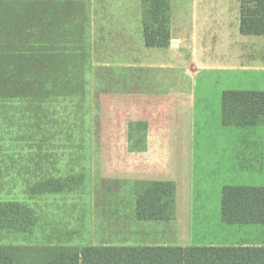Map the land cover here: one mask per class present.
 <instances>
[{
  "label": "rangeland",
  "instance_id": "rangeland-1",
  "mask_svg": "<svg viewBox=\"0 0 264 264\" xmlns=\"http://www.w3.org/2000/svg\"><path fill=\"white\" fill-rule=\"evenodd\" d=\"M241 1L172 0L176 28L182 19L195 18L201 31L197 35L193 31L194 38L187 34L173 42V49L181 43L179 50L165 59L142 49L137 32L142 0H62L64 14L70 5L85 9V27H76L82 38L68 23L63 27L62 48L66 56H78L65 61L72 60L68 69L78 67L82 79L69 81L72 74L65 71L63 92L48 100L41 117L29 118L20 101L0 106V203L15 202L20 208L10 217L13 225L0 227V245L73 242L87 219L90 194L99 209L109 200L102 201L106 194L133 196L131 187L133 191L144 187L130 185L125 167L132 153L140 162V147L146 143L141 129L142 113L146 116L148 109L141 96L149 81L178 82L182 88L173 82L155 84L149 93L157 95L154 101L162 93L178 95L181 116L188 112L183 99L191 89L196 97L194 116L207 107L210 115L205 124L213 128L215 103L204 82L216 75L210 69L219 67L221 40L237 28ZM163 61L173 66L170 71H158ZM150 107L158 105L154 102ZM164 117L169 118L166 110ZM195 121L203 125L197 116ZM186 123L181 121V127ZM159 144L167 145L163 140ZM190 144L185 141L181 146ZM46 178L61 179L69 187L59 193H31L33 184ZM209 191L216 193L214 188ZM95 219L100 224L108 220L100 215Z\"/></svg>",
  "mask_w": 264,
  "mask_h": 264
},
{
  "label": "crops",
  "instance_id": "crops-1",
  "mask_svg": "<svg viewBox=\"0 0 264 264\" xmlns=\"http://www.w3.org/2000/svg\"><path fill=\"white\" fill-rule=\"evenodd\" d=\"M173 7L170 0L168 48H146L141 25L137 32L143 51L164 55L167 59L170 54L175 55L181 45L173 49V42L183 40L187 34L192 38L193 31L196 35L201 31L195 18L182 19L177 29L172 20ZM237 22V28L227 32L221 40L219 67L210 69L217 77H208L204 82L215 103L213 128L210 130L205 124L210 115L207 107L194 116L196 97L191 89L183 99V107L188 112L181 116L178 95L162 93L161 98L154 101L152 97L157 95L149 93L155 84L173 82L182 88L178 82L149 81L141 96V103L148 109L146 116L142 113L141 129L142 138H147L146 143L140 147V162L132 153L125 167L130 185L144 187L136 191L131 187V193L135 192L133 196L106 194L102 201L109 200L100 204L99 209H95L93 196L89 193L87 219L79 238L73 242L40 246L35 243L0 245L13 250V264H47L49 255L57 249L79 252L87 247L264 248V225L226 224L221 219L223 187H264V125L223 127L220 121L223 92H264V36L242 35L239 15ZM164 61L158 65L159 72L170 71L168 68L172 65ZM203 100L207 101L208 97ZM153 101L158 105L156 109L150 107ZM165 104L170 108L166 109ZM165 110L169 113L168 119L164 117ZM196 116L203 125L197 126ZM182 119L187 122L183 128ZM160 139L167 145H160ZM185 141L191 143L190 146H181ZM157 182L175 185L173 219L168 222L137 221L135 205L138 195ZM210 187L216 189L215 194L209 191ZM99 215L107 218V222L100 224L95 219Z\"/></svg>",
  "mask_w": 264,
  "mask_h": 264
},
{
  "label": "trees",
  "instance_id": "trees-1",
  "mask_svg": "<svg viewBox=\"0 0 264 264\" xmlns=\"http://www.w3.org/2000/svg\"><path fill=\"white\" fill-rule=\"evenodd\" d=\"M142 5L144 46L168 48L170 0H142ZM70 7L64 14L62 0H0V106L20 101L29 118L31 114L41 117L48 100L63 92L64 81L82 79L78 67L68 69L72 60L65 61L78 56H66L62 49L63 27L74 24V34L82 38L76 27L82 30L86 23L85 9ZM239 30L246 36H264V0L240 2ZM68 70L72 79L65 80ZM220 121L223 127L264 125V92H223ZM68 187L61 179L46 178L33 184L30 191L59 193ZM174 204L175 185L153 183L138 195L135 218L171 221ZM18 210L15 202L0 203V227L13 225L10 217ZM221 219L226 224L264 225V187H223ZM13 258L11 248L0 247V264H13ZM48 259L47 264H264V248L87 247L79 252L57 249Z\"/></svg>",
  "mask_w": 264,
  "mask_h": 264
}]
</instances>
